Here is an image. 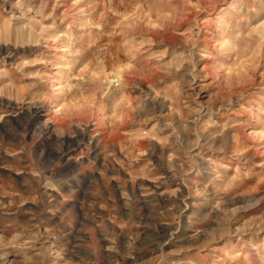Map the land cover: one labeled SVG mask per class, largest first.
Listing matches in <instances>:
<instances>
[{
	"label": "clouds",
	"instance_id": "clouds-1",
	"mask_svg": "<svg viewBox=\"0 0 264 264\" xmlns=\"http://www.w3.org/2000/svg\"><path fill=\"white\" fill-rule=\"evenodd\" d=\"M0 264H264V0H0Z\"/></svg>",
	"mask_w": 264,
	"mask_h": 264
},
{
	"label": "rangeland",
	"instance_id": "rangeland-1",
	"mask_svg": "<svg viewBox=\"0 0 264 264\" xmlns=\"http://www.w3.org/2000/svg\"><path fill=\"white\" fill-rule=\"evenodd\" d=\"M13 175H15V173H13Z\"/></svg>",
	"mask_w": 264,
	"mask_h": 264
}]
</instances>
